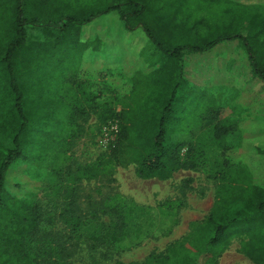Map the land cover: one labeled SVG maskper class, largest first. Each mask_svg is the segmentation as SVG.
Listing matches in <instances>:
<instances>
[{"label":"trees","instance_id":"16d2710c","mask_svg":"<svg viewBox=\"0 0 264 264\" xmlns=\"http://www.w3.org/2000/svg\"><path fill=\"white\" fill-rule=\"evenodd\" d=\"M45 1L22 0L18 11L24 8L32 12L31 5H42L36 10L43 11L47 5ZM211 1L227 6L221 11L226 23L213 25L206 18H194L189 22L188 17L179 18L167 13L163 10L165 6L150 8L147 0L125 1L120 4L122 8L112 5L103 11L86 8L81 12L78 8V13L91 16L87 21L78 22V45L83 52L78 63V76L67 79L69 92H63L69 103L65 119L62 122L55 120L51 129L33 135L36 150L42 151L46 147L49 150L43 155L38 151V156H31L40 160L36 162L39 166L47 165L65 154L69 140L73 139L72 133L77 126L80 129L79 120L89 115V109L82 103L78 92L71 99L68 96L73 93L71 88L86 91V86L79 83L81 68L87 62L84 52L90 47H98L94 46L99 43L98 38L96 42L88 38L81 41L82 26L115 11L126 30H142L155 50L154 67L147 73L139 72L134 76L132 90L125 97L119 113L109 108L103 93L98 92L96 97L101 104L98 107L105 111L103 120L116 118L121 125L113 153L125 150L135 166L137 178L141 180L167 179L181 169L199 170L205 165L206 152L213 149L222 150L224 168L230 170V173L218 177L222 184L217 190L216 204L204 222L194 224L187 246L179 250L171 247L166 255L151 256L153 263L150 264H198L201 255L210 252L224 254L234 238H241L240 250L250 261L264 264V119L241 123L226 116L214 99H208L206 93L190 85L184 76L183 65L185 52H206L221 42L238 39L247 50L255 75L264 80V6L246 8L232 0ZM66 11L70 9L66 8ZM20 19L18 17V23ZM48 25L31 19L23 29V36L43 38ZM62 28L60 23L59 26L55 24V28L48 30L49 35L59 37ZM60 43L59 38L58 45ZM39 53H34V60H38L33 62V68L38 69L37 75L48 76L50 72L42 71L47 65L43 66ZM42 57L48 58L49 55ZM4 59H0V128L6 132L4 138L0 137V264H69L73 254L71 248L78 245L85 228H93L96 232L88 237L95 250L106 248L109 253L125 241L133 246L139 244L155 229V222L134 223L133 220L139 218L132 216L137 208L124 201H111L105 205L101 217L96 213L83 215L78 207L79 191L88 169L78 168V178L66 183L63 200L58 206L60 219L71 230L67 235L46 228L44 215L47 211L40 199L30 205L10 194L8 173L12 166L26 164L22 157L29 146V126L34 122L26 120L29 114L23 104L26 74L20 67L15 75L14 68L7 63L8 57ZM53 67L59 68L61 63ZM198 100L206 105L199 109ZM196 116L198 118L194 119ZM197 131L199 134L195 135ZM42 132L43 135L39 134ZM231 134L240 135V145L222 147L221 141ZM48 141L51 143L47 146ZM184 147L187 148L185 160L182 159ZM231 151H240L242 161L234 160ZM56 176L62 175L58 173Z\"/></svg>","mask_w":264,"mask_h":264},{"label":"rangeland","instance_id":"374dc122","mask_svg":"<svg viewBox=\"0 0 264 264\" xmlns=\"http://www.w3.org/2000/svg\"><path fill=\"white\" fill-rule=\"evenodd\" d=\"M125 1L130 0H54V2L46 0L47 5L43 11L36 10L41 9L42 5L37 7L31 5L32 12L24 8L20 12L18 10L22 0H0V59L8 57L7 63L14 68L15 75L20 67L23 74H26L23 104L29 114L26 120L34 122V125L29 126L31 134L28 136L29 146L22 157V160L25 158L26 164L18 163L12 166L8 173L10 194L30 205L40 199L47 211L44 215L46 228L67 235L71 230L60 219L61 211L58 206L63 200L66 183H72L73 179L78 178V168L88 169L87 177L80 182L79 191L78 207L83 215L91 216L96 213L101 217L105 205H109L111 201H124L130 207L137 208L132 216L139 218L133 220L134 223L138 221L139 224H143L153 220L156 225L155 229L136 246L125 241L121 246L111 249L109 253L107 252L109 249L106 248L96 250L92 248L88 237L96 232L93 228H85L81 231L84 236L79 239L78 245L71 248L73 254L69 264H150L153 263L151 256L166 255L171 247L179 250L187 246L194 231V224L204 222L216 204L217 190L222 184L218 177L222 173H230L228 168H224L221 149L206 152L205 165L199 170L181 169L167 179L152 180L137 178L135 166L125 150L120 149L117 154L113 153L121 125L116 118L103 120L105 111L104 108L98 107L101 104L96 98L97 94L103 93L109 108L119 113L125 97L132 90L134 76L139 72L147 73L154 67L152 63L155 54L153 46H150L151 42L142 30L135 32L126 30L115 11L82 26L81 41L88 38L89 41L96 42L98 38L99 43L94 46L98 47H90L84 52L87 62L81 68L82 76H79V83L86 86V91L82 88L78 91L71 88L70 91L73 93H68V96H71L69 98L71 99L78 92L82 103L89 109L88 117L79 120L80 129L78 130V126L75 128L72 133L73 139L69 140L64 155L52 159L47 165L39 166L36 163L40 161L33 158L35 155L38 156L37 152L43 155L49 147L42 151L36 150L33 146V135L43 129H51L55 120L64 121V113L69 105L63 97L64 91L69 92L67 79L78 76V63L83 52L82 47L78 45V22L87 21L91 16L81 12L86 8L103 11L112 5L122 8L120 4ZM147 2L150 8L165 6L163 10L165 9L167 13L179 18L188 17L189 22L194 18H206L208 23L212 22L213 25L219 22L226 23L225 15L221 11L227 6L222 2L211 0H147ZM246 2L248 3L242 2L246 8L264 4V0ZM56 6L59 11H56ZM66 8L70 11H66ZM78 8L81 9L80 13ZM57 12L60 13L55 14ZM216 12L221 15H217ZM18 17H21L19 23ZM31 19L50 24L45 27L47 30L43 38L23 36V29ZM59 23L61 28L64 26L59 37L49 35L48 30L55 28V24L59 26ZM59 38L61 43L58 45ZM145 44L147 50L142 54ZM79 50L81 52L78 55ZM36 51L40 52L39 59L42 58L43 66L47 65L42 71L50 72V75H37L38 69L33 68V62L38 60H34ZM93 54L96 55L92 56ZM43 55L49 57L43 58ZM146 57L149 58L148 61ZM57 63H61V67L54 69L53 66ZM197 105L200 109L206 103L198 100ZM225 112L229 113L228 115L232 112L234 115L240 113L238 110ZM196 118L198 117H194ZM60 129L63 130V126ZM0 130L3 131L0 132V137L4 138L6 132L2 127ZM39 134L43 135L44 132ZM198 134L197 131L195 135ZM50 143L48 141L47 146ZM240 143L239 134H231L221 141L222 147L225 148H235ZM186 154L187 148L184 147L183 160L186 159ZM230 156L234 160L242 161L240 151H231ZM243 161L246 162L245 159ZM58 173L62 176H56ZM102 218L107 220L106 217ZM143 230L146 231L147 228L144 227ZM240 243L241 238H234L224 254L210 252L201 255L198 264H254L241 252Z\"/></svg>","mask_w":264,"mask_h":264},{"label":"crops","instance_id":"0c3cea01","mask_svg":"<svg viewBox=\"0 0 264 264\" xmlns=\"http://www.w3.org/2000/svg\"><path fill=\"white\" fill-rule=\"evenodd\" d=\"M243 46L235 39L221 42L206 52H185L184 76L191 86L206 93L208 99H214L224 112L240 111L237 115L225 112L226 115L241 123H254L264 119V80L255 75Z\"/></svg>","mask_w":264,"mask_h":264}]
</instances>
